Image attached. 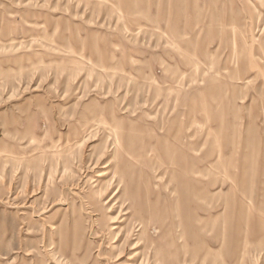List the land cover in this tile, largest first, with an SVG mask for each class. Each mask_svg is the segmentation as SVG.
<instances>
[{
	"label": "rangeland",
	"instance_id": "obj_1",
	"mask_svg": "<svg viewBox=\"0 0 264 264\" xmlns=\"http://www.w3.org/2000/svg\"><path fill=\"white\" fill-rule=\"evenodd\" d=\"M0 264H264V0H0Z\"/></svg>",
	"mask_w": 264,
	"mask_h": 264
},
{
	"label": "bare ground",
	"instance_id": "obj_2",
	"mask_svg": "<svg viewBox=\"0 0 264 264\" xmlns=\"http://www.w3.org/2000/svg\"><path fill=\"white\" fill-rule=\"evenodd\" d=\"M120 186V185H119ZM119 189L117 188L116 190H115V193H114V196L111 198V200H113L114 198L116 199L118 196H119ZM110 196V195H109ZM108 196V197H109ZM108 197H106V199L108 198ZM105 199V200H106ZM104 200V201H105ZM117 200V199H116ZM110 201L109 200H107L106 201V204H108ZM120 202V201H119ZM122 203V202H121ZM128 202L126 201V202H124L123 204V206L125 207H128V210H131L132 209V206H131V204H127ZM120 208H121V206H120ZM120 211V210H119ZM126 215H129V212L128 213H124V210H121L119 213H118V216H116V217H112V219H113V230L115 231V230H117L118 228L115 226L116 224H118V223H123L124 222V220H123V216H126ZM145 226V225H144ZM143 226V227H144ZM112 230V229H111ZM115 236H118V235H115ZM116 241H117V238L115 239ZM115 241V242H116ZM135 249V247H133V248H131L130 250H134ZM126 252V248L121 252V253H116V261L115 262H117V261H120L121 260V258H123V256L124 255H122V254H124ZM122 256V257H121Z\"/></svg>",
	"mask_w": 264,
	"mask_h": 264
}]
</instances>
